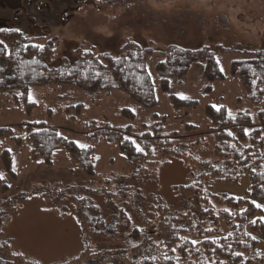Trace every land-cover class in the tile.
Masks as SVG:
<instances>
[{
    "label": "trees",
    "instance_id": "trees-1",
    "mask_svg": "<svg viewBox=\"0 0 264 264\" xmlns=\"http://www.w3.org/2000/svg\"><path fill=\"white\" fill-rule=\"evenodd\" d=\"M57 40V35H29L16 26H0V92L9 91L16 100L23 98L28 104L26 108L30 109L34 103L28 102L27 96L33 85L57 83L90 92L115 89L153 109V120L144 122L133 136L129 134L130 121L125 127L97 119L85 121L87 151L80 150L73 143L75 139L44 120L22 123L26 127L25 135L16 133L13 126L0 125V139L8 135L20 146L27 140L32 159L43 160L48 165L54 162V152L65 147L69 156L91 176L97 173L95 142L98 139L118 145L126 154L129 170L123 175L129 180L158 178L161 162L170 155L188 163L199 154L201 171L194 181L178 185L186 198V207L180 211H172L167 204L159 202L146 210L134 208L136 219L128 209V196L138 191L129 186L118 191L106 190L114 210L113 227L109 231L118 236L119 244L107 248L86 247L77 255L53 264H264V244L260 246L264 224L258 219L264 210L252 204L264 198V47L240 49L217 42L214 46L205 43L199 47L169 43L162 49L163 59L156 64L159 84L176 108L196 107L199 99L185 95L181 99L171 90L173 77L184 76L194 62L202 61L207 80L205 90L212 92L217 83L228 77L225 70L220 71L219 54L235 49L243 52L242 57L230 60L229 75L237 76L243 86V94L237 98L249 103L236 108L226 102H206L205 130L211 138L206 133L203 139L181 141L177 133H166V116L155 110L159 98L148 67L149 57L157 50L153 44L142 45L128 37L117 55L82 44L74 50V61L64 56L60 64L52 66L50 61L56 55ZM213 105L221 111H216ZM123 112L130 117L135 115L130 107H124ZM197 128L198 124L187 123L184 130ZM245 129L252 131L245 134ZM133 141L140 144L143 153L135 150ZM203 142L206 146L201 145ZM1 158L5 169L16 178L8 148L1 149ZM246 173L251 177V186L245 196L214 193L209 188L218 181L238 183ZM0 186L3 190L9 189L3 178ZM115 194L123 197L122 203L115 201ZM70 198L75 202L77 217L86 234L105 232L104 221H94L89 215L91 211L98 213L96 204L91 203L88 211L85 196L71 194ZM0 264L41 263L0 242Z\"/></svg>",
    "mask_w": 264,
    "mask_h": 264
},
{
    "label": "rangeland",
    "instance_id": "rangeland-1",
    "mask_svg": "<svg viewBox=\"0 0 264 264\" xmlns=\"http://www.w3.org/2000/svg\"><path fill=\"white\" fill-rule=\"evenodd\" d=\"M0 26H16L29 35H57L52 66L60 64L64 56L74 61V50L82 44L113 55L119 54L128 37L142 45L153 44L157 50L149 57L148 67L159 98L155 110L166 116V133H177L181 141H189L203 139L207 133L203 111L206 102H226L236 108L249 103L237 98L243 94V86L237 76L229 75L230 60L242 57L243 52L235 49L219 54L228 77L217 83L212 92L205 90L207 80L202 61L194 62L184 76L173 77L172 91L199 99L196 107L176 108L159 84L156 64L163 59L162 49L169 43L199 47L205 43L214 46L217 42L240 49L264 47V0H0ZM29 94L37 102L27 109L23 98L16 100L11 92H0V125L13 126L16 133L25 135L26 127L22 123L44 120L56 125L67 137L86 144L83 122L90 119L109 121L118 127H125L130 121L132 136L141 130L144 122L153 120V109L120 90L90 92L47 83L31 86ZM124 107H130L134 117L124 113ZM187 123H196L198 128L185 131ZM95 144L97 173L91 176L69 156L65 147L54 152V162L48 165L43 160L32 159L27 140L20 146L8 135L0 139V174L9 184L8 190L0 186V242L8 243L14 251L41 264L66 260L86 247H114L119 244V238L109 231L113 227L114 210L106 190L118 191L124 186L138 191L128 196V209L136 219L134 208L146 210L159 202L167 204L172 211L186 207V198L178 185L198 177L199 154L188 163L170 155L161 162L158 178L129 180L123 175L129 170L128 158L118 145L103 139ZM201 145L206 146V142ZM3 147L12 154L16 178L4 167ZM250 186L251 177L246 173L238 183L218 181L209 188L214 193L245 196ZM71 194L85 196L88 211L91 203L97 205L98 213L91 211L89 215L94 221H104L105 232L89 235L84 232ZM114 198L117 203L123 202L119 194ZM256 202L264 206V198ZM260 239L262 246L264 239Z\"/></svg>",
    "mask_w": 264,
    "mask_h": 264
},
{
    "label": "snow or ice",
    "instance_id": "snow-or-ice-1",
    "mask_svg": "<svg viewBox=\"0 0 264 264\" xmlns=\"http://www.w3.org/2000/svg\"><path fill=\"white\" fill-rule=\"evenodd\" d=\"M0 43H2V42H0ZM33 47H38V48H40V49L43 48L42 45H33ZM0 51H2V50H0ZM220 71H221V72L224 71L223 67L220 68ZM21 95H23V94H21ZM178 95H180V98H181V99H184V98H185V97L183 96V94H178ZM27 100H28V102H31V103H36V102H37V101L32 97L31 94H28V96H27ZM213 108H214L216 111H221V108H220L219 106H217V105H213ZM229 115H230V112H229ZM37 123H40V122L37 121ZM251 131H252L251 129H245V134H249ZM58 135H59V134H58ZM228 135L231 136V135H233V133L230 131V132L228 133ZM73 143H74V144H75L80 150H82V151H87V150H88V147H89V146H88L87 144L81 143V142H79V141H74ZM133 143H134V145H135V150H136L137 152H139V153H143V152H144V149L140 146V144L136 143L135 141H133ZM38 162H39V163H43V161H38ZM2 178H3V175L0 174V179H2ZM252 204H253L256 208H260V209L264 210V206L260 205V204L257 203L256 201H252ZM258 219L260 220V222H261L262 224H264V217H259ZM253 223L255 224L256 221H253ZM253 239H255V237H253ZM193 243L195 244L196 242L193 241ZM237 255H240V254L238 253Z\"/></svg>",
    "mask_w": 264,
    "mask_h": 264
}]
</instances>
